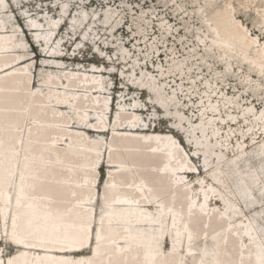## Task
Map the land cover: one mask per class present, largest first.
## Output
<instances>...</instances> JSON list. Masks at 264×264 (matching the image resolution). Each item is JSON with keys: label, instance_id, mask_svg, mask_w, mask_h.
<instances>
[{"label": "bare ground", "instance_id": "1", "mask_svg": "<svg viewBox=\"0 0 264 264\" xmlns=\"http://www.w3.org/2000/svg\"><path fill=\"white\" fill-rule=\"evenodd\" d=\"M218 1L198 2L196 43L193 40L186 57L171 61L167 72L183 79L192 69L185 71L184 65L198 54L194 46L201 47L200 58L218 54L227 75L234 63L238 68L246 66L241 84L257 100L264 99V41L259 38L264 33V0L236 3L245 11L252 7L258 16L255 33L237 19L229 0L215 6ZM5 5L3 0L0 242L17 249L7 261L0 254V264H264V101L259 111L252 104L242 107L238 99L219 89L217 77L204 79L192 123L195 114L189 119L175 106L177 88L165 95L157 82L153 72L161 73L158 65L152 63L150 71L146 64L143 73L145 66L131 62L132 69L137 64L141 68L140 78L132 81L135 89L145 87L162 112L169 110L172 101L175 115L169 120L174 121V129L189 123L186 142L193 145L191 151L206 174L196 175L193 154L175 140L171 130H157L142 120L138 111L143 109L135 99L129 107L119 101L114 118L106 120L108 98L99 66L61 69L63 54L57 49L40 50L41 63L53 69L39 72L38 86H31L30 53L23 50V39ZM63 5L57 10L65 14ZM81 16L77 21L82 26L86 17ZM114 16L115 11L108 9L98 19L108 29L114 27ZM23 19L32 41L41 45H48L51 33L62 28L47 17L46 30L31 16ZM67 24L74 28L72 22ZM186 30L189 33L190 26ZM135 32L140 34L139 26ZM187 84L180 91L190 101L199 85L197 81ZM219 106L225 108V117L219 114ZM258 133L261 139L245 146ZM102 156L107 158V171L97 195ZM243 207L251 208L245 220Z\"/></svg>", "mask_w": 264, "mask_h": 264}, {"label": "rangeland", "instance_id": "2", "mask_svg": "<svg viewBox=\"0 0 264 264\" xmlns=\"http://www.w3.org/2000/svg\"><path fill=\"white\" fill-rule=\"evenodd\" d=\"M14 1H17V3ZM109 1L110 4L106 3ZM222 1L219 0L215 6L220 5ZM229 1L235 6L234 13L237 19L244 26L249 27L251 33H255L253 24L258 19V16L254 13L252 7L245 11L237 6L238 0ZM198 2H201V0H5V6L7 10L6 15L11 20V24L18 29L19 37L23 39V50L30 53L29 61L31 62L29 63V69L31 72V86L32 84H34V87L38 86L40 81L39 72L53 69L47 64L41 63L40 50L46 51L50 49L51 52V50L57 49L60 54H63L62 57L64 56V58L61 59V69L78 71L79 68L83 70L90 69L89 66L91 64L99 66L101 70L100 75L104 81L103 92L105 97L108 98V104L105 109L107 121L114 118L113 115L117 111L119 101H121L123 106L129 107L133 103V99H135L143 109L142 111H138L142 120H145L147 124L155 126L157 130H171V134L175 137V140L184 147L187 153L193 154L191 151V146L193 147V145L190 142H186L185 130L188 128L189 123L186 122L185 126L183 125L178 129H174L175 123L174 121L171 122L169 118L175 115L174 107L176 106L189 119L195 114V117L192 118V123L194 122L197 116L195 112L198 110L196 105L199 106V93L203 89V83H200L201 80H212L217 77L219 89H222L226 96L238 99L242 107L252 104L255 110L259 111L264 101L263 96H260L261 99L257 100L252 96V92L245 90V87L241 84L243 81L242 75L248 72L246 66L242 65L238 68L234 63L230 66V73L227 75L225 66L219 60L218 54L215 53V55L205 57L203 60L200 58L203 54V51L199 50L201 47L194 46L195 52L198 54H194L191 57L192 59L184 65L185 71L190 66L192 69L190 73L183 75V79L182 77L180 78V75L167 72L169 63L173 60H180L186 57L188 52L192 51L193 44L196 43L195 28L199 26V22L196 20L195 9ZM62 4H64L63 9L67 10L65 14H63V11L59 12L57 10V7L62 6ZM108 9L115 11V16L111 20L114 27L107 29V26H103L102 20L98 18L100 15H104V12ZM83 14H85L86 21L81 26L78 24L80 21H77V18L81 20V17H84L81 16ZM27 15L42 25H45V17L55 19L58 21L59 26L62 25V28L60 30L56 29L51 33L52 37L48 45H41V42H34L30 37V31L27 29L26 24H24L23 19ZM41 19L42 21H40ZM67 22H72L74 28L70 27ZM9 26L11 25H8V30L11 29ZM137 26H139L140 34L135 32ZM187 26H190L189 33L186 30ZM84 27H86L85 30ZM43 28L46 30L48 25L43 26ZM82 30H84V38L80 35ZM78 37H81L82 40L78 39ZM259 38L263 42L264 33L260 34ZM179 40H181L182 44ZM94 41H97V44L93 46L92 42ZM35 44L37 47H35ZM51 46L52 49L50 48ZM123 48L126 50H122ZM145 55L146 59H143ZM131 62L134 64L139 63L141 67L145 66L142 68L143 73L147 71L146 64L151 66L148 68L150 71L153 70L152 63L158 65L156 68L162 74L155 71L153 75L156 76L157 82L165 88V95H168L169 92L171 93L173 89L177 88L179 102L177 101L174 106L171 104L172 101H169V106L167 105L169 110L165 112L161 111L158 107L159 105L154 106L156 100L144 91L145 87L143 89L141 87L135 89V86H133L132 81L140 78L141 68L137 64L135 69H132ZM191 63L193 64L191 65ZM198 66L201 69H198ZM186 75H188V78L185 77ZM250 75H252V79H257L254 72L250 73ZM193 81H197L198 85L199 83L200 85L190 95L191 100L189 101L188 97L181 94L180 88L185 90L188 87L187 83ZM219 108L221 109V113L219 111V114L225 117V108L222 106H219ZM235 111L238 113V109ZM241 119V116L238 115V120ZM243 125L244 123L241 124V127ZM219 126L222 127L220 131L223 132L224 124ZM236 126H239L238 123ZM88 134L91 137L96 136L93 132ZM259 134H256L252 142L249 138L250 141H247L245 146L249 148L252 144L259 141L261 139L258 138ZM103 138L106 139L107 135H103ZM230 140L234 143V136ZM193 156L191 160L198 168L195 171L196 175L200 171L201 175L205 176L206 174L201 161L198 160V155L193 154ZM106 160L107 158L102 156L97 167L100 182V185L96 188L97 195V191L101 189L105 179L104 175L107 171ZM187 179L195 181V176L188 175ZM97 195L93 203L95 213L99 207V205L97 206ZM256 196L258 198L259 195L256 194ZM250 209L243 207V214L246 215L243 216L244 220L247 216L251 215ZM2 240L4 239L2 238ZM16 249V247L7 241L0 242V254L3 255L2 259L5 261H7L10 255L15 253Z\"/></svg>", "mask_w": 264, "mask_h": 264}, {"label": "snow or ice", "instance_id": "3", "mask_svg": "<svg viewBox=\"0 0 264 264\" xmlns=\"http://www.w3.org/2000/svg\"><path fill=\"white\" fill-rule=\"evenodd\" d=\"M3 3V0H0V4H2ZM9 264H12V262L11 261H9Z\"/></svg>", "mask_w": 264, "mask_h": 264}]
</instances>
